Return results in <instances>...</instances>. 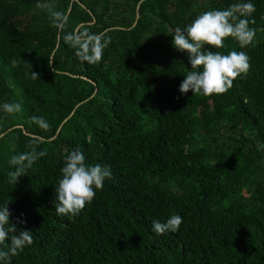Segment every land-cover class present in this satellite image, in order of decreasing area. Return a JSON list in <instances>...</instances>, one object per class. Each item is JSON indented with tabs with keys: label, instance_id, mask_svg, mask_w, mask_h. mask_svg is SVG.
<instances>
[{
	"label": "trees",
	"instance_id": "1",
	"mask_svg": "<svg viewBox=\"0 0 264 264\" xmlns=\"http://www.w3.org/2000/svg\"><path fill=\"white\" fill-rule=\"evenodd\" d=\"M209 10L254 35L204 48L242 51L249 68L224 93L181 95L191 65L171 33ZM3 102L23 107L0 113V205L32 234L10 264H264V0H0ZM76 148L111 176L58 215ZM32 151L45 155L10 183L11 156ZM171 214L177 232L152 230Z\"/></svg>",
	"mask_w": 264,
	"mask_h": 264
},
{
	"label": "clouds",
	"instance_id": "2",
	"mask_svg": "<svg viewBox=\"0 0 264 264\" xmlns=\"http://www.w3.org/2000/svg\"><path fill=\"white\" fill-rule=\"evenodd\" d=\"M253 9L251 3L245 5ZM59 17L60 13H53ZM231 10H209L198 14L185 27H177L171 33L172 46L181 52L187 53L191 70L187 72L178 86V92L183 95L191 91L192 94L210 96L221 94L228 90L232 81L242 73H246L249 64L248 56L244 52L231 51L228 54L212 52L204 48L205 45L220 48L225 37L237 38L241 44L251 41L254 32L247 26L246 20L233 23ZM102 48L96 47L91 59L99 60ZM34 79L37 74L30 73ZM20 102L0 103V113L15 115L22 111ZM32 122L41 129H47L48 123L42 117H32ZM44 151L23 152L11 156L9 164L14 171L9 172L10 183L14 184L18 177L27 173V170ZM111 176L108 167L86 163L84 154L79 148L73 149L63 157V166L60 169V178L54 187V209L58 215H75L95 196V190L103 187L104 182ZM8 204L0 205V245L7 241L6 249L0 248V264H10L11 257L16 256L24 247L31 245L30 230H17L10 221ZM182 217L178 214L169 215L164 222L153 221L152 230L157 234L177 232L182 224ZM23 223V221H19Z\"/></svg>",
	"mask_w": 264,
	"mask_h": 264
},
{
	"label": "water",
	"instance_id": "3",
	"mask_svg": "<svg viewBox=\"0 0 264 264\" xmlns=\"http://www.w3.org/2000/svg\"><path fill=\"white\" fill-rule=\"evenodd\" d=\"M1 137V136H0Z\"/></svg>",
	"mask_w": 264,
	"mask_h": 264
}]
</instances>
